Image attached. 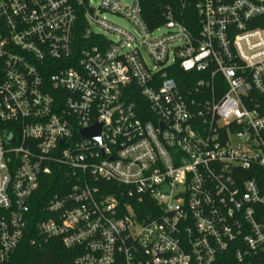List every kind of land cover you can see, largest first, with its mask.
I'll return each mask as SVG.
<instances>
[{"label":"built area","instance_id":"1","mask_svg":"<svg viewBox=\"0 0 264 264\" xmlns=\"http://www.w3.org/2000/svg\"><path fill=\"white\" fill-rule=\"evenodd\" d=\"M181 2L0 0V264L52 177L74 264H264V0Z\"/></svg>","mask_w":264,"mask_h":264},{"label":"trees","instance_id":"2","mask_svg":"<svg viewBox=\"0 0 264 264\" xmlns=\"http://www.w3.org/2000/svg\"><path fill=\"white\" fill-rule=\"evenodd\" d=\"M191 5L188 6L184 13L193 14L195 0H190ZM181 0H141L143 9V19L147 26L152 29L161 25L166 16L163 14L168 8L174 11H181ZM57 178H46L39 187L37 193L34 195L35 205L33 206V213L35 214L30 223L28 233L19 245L16 254V264H74V251L64 248L59 240L50 239L46 242L41 241L40 244L32 245L29 238L34 233L35 222L39 220L38 214L49 198V195L54 188L53 181ZM40 214V213H39Z\"/></svg>","mask_w":264,"mask_h":264},{"label":"rangeland","instance_id":"3","mask_svg":"<svg viewBox=\"0 0 264 264\" xmlns=\"http://www.w3.org/2000/svg\"><path fill=\"white\" fill-rule=\"evenodd\" d=\"M95 1L97 2L98 0H95ZM126 1H129V0H126ZM104 17L106 19H108L109 21L113 22L114 24L120 26V27H123V28H126V29H130L131 28V25H130L129 21L124 19V18H121V16L118 17L116 15H112L111 13H107V14H104Z\"/></svg>","mask_w":264,"mask_h":264}]
</instances>
